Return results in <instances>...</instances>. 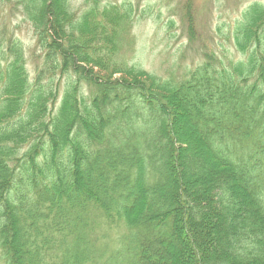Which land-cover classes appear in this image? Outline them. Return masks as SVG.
I'll use <instances>...</instances> for the list:
<instances>
[{
	"label": "trees",
	"instance_id": "16d2710c",
	"mask_svg": "<svg viewBox=\"0 0 264 264\" xmlns=\"http://www.w3.org/2000/svg\"><path fill=\"white\" fill-rule=\"evenodd\" d=\"M86 1L73 13L0 0L8 17L19 5L40 50L32 73L16 27L0 24V259L264 264V2L162 78L117 59L129 6Z\"/></svg>",
	"mask_w": 264,
	"mask_h": 264
},
{
	"label": "rangeland",
	"instance_id": "374dc122",
	"mask_svg": "<svg viewBox=\"0 0 264 264\" xmlns=\"http://www.w3.org/2000/svg\"><path fill=\"white\" fill-rule=\"evenodd\" d=\"M104 3L126 4L130 14L122 20L125 29L121 32L117 59L128 66L134 65L146 72L162 78L179 77L201 62L202 52L217 49L214 38L217 37V25L227 22L238 14L247 3L255 0H97ZM262 1L264 0H257ZM66 7L75 13L89 4L86 0H66ZM90 6V5H89ZM11 17L0 14V24L9 22L15 26V35L23 43L27 57V68L33 73V66L39 61V48L36 46L33 27L25 21L20 22L19 5ZM12 18V20H9ZM187 19L194 22L195 36L190 40L187 33ZM169 21L173 22L171 25ZM11 22V23H10ZM193 26V23H192ZM216 44H219V41ZM227 45V44H226ZM218 51V50H217ZM99 73L97 68L93 69ZM31 73V75H32ZM178 117L177 124H182L180 135L186 140L193 137L185 122ZM181 129V128H180ZM175 163V162H174ZM179 166V165H178ZM176 167L175 178L182 179L181 167ZM190 188L205 193L204 182H191ZM206 189V190H205ZM99 230H97L98 232ZM118 235L119 232H113ZM111 242V240H110ZM183 258V257H182ZM181 257L178 258L180 261ZM0 264H4L0 259Z\"/></svg>",
	"mask_w": 264,
	"mask_h": 264
}]
</instances>
